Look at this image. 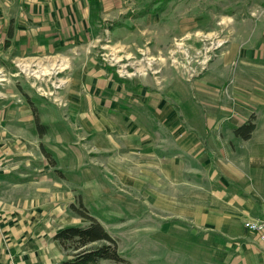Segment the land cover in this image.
<instances>
[{
  "label": "rangeland",
  "instance_id": "1",
  "mask_svg": "<svg viewBox=\"0 0 264 264\" xmlns=\"http://www.w3.org/2000/svg\"><path fill=\"white\" fill-rule=\"evenodd\" d=\"M88 3L84 22L73 21L68 36L45 31L46 46L59 51L0 56L13 73L0 71V101H8L10 88L18 94L10 100L17 112L0 117V140L27 158L20 178H0V192H7L0 193L7 202L0 200V264H63L70 255L53 235L89 222L72 208L80 203L118 240L124 261L101 264H207L188 238L168 234L167 223L193 222L180 216L188 217L184 211L165 210L175 197L161 193L194 189L206 123L234 128L252 110L260 124L264 85L254 81H264V0ZM29 99L49 125L43 137ZM41 142L63 174L58 178L46 158L45 191L28 196L22 184L41 193ZM165 155L177 168L188 166L185 174H155ZM254 220L264 218L245 227ZM252 232L264 244L262 233Z\"/></svg>",
  "mask_w": 264,
  "mask_h": 264
},
{
  "label": "crops",
  "instance_id": "2",
  "mask_svg": "<svg viewBox=\"0 0 264 264\" xmlns=\"http://www.w3.org/2000/svg\"><path fill=\"white\" fill-rule=\"evenodd\" d=\"M89 5L88 0H0V56L11 52V55L15 53L21 57L37 58L45 55V49L59 51V47L55 48L54 45L46 46L45 31L55 30L56 32L57 29L62 32L63 30L68 36L67 30L73 26V21L84 22L86 12L88 13V9L92 8V5ZM249 50L254 56H262L257 53L261 50ZM246 55V53L243 54V56ZM10 60L13 62V58ZM259 68L264 67L259 65ZM0 71L13 74L2 64L1 57ZM254 83L264 85L263 80H255ZM262 89H264L263 86ZM7 95H5L7 102L0 101V117L13 116V112H17L14 103H10V100L11 97L16 99L18 94L10 88ZM262 99L264 101V97ZM253 113L251 110L245 115L248 117ZM260 121L249 139L238 137L234 132L235 127L246 121L236 123L234 128H226L223 125L209 126L206 123L203 131L208 134L202 143L199 142L196 146L197 166L195 178H193L195 179L194 189L161 193L166 197H175L168 199L170 204L164 207L165 210L174 213L184 211L188 217L180 216L193 222L167 223L170 228L168 234L181 240L188 238L192 244H195L192 253L198 260H203L207 264H264V244L259 240L258 234L247 229L244 224L248 219L264 218V114ZM5 126L0 120V128ZM35 128L37 130L36 123ZM217 132H225V134L220 136ZM12 143L15 144V141ZM20 154L23 152L16 149L14 145L9 146L0 140L1 184H7L3 180H6L8 174L17 177L18 174H23L27 164H24V160L27 158ZM40 155L41 183L37 181L35 186L36 189H41V193L34 194L30 186L22 184L21 190L25 189L24 187L30 188V192L26 190L25 195H38L45 191L44 164L47 157ZM163 160L157 163L155 174L168 177V175L175 176L173 170L175 173L181 170L183 175L184 170H188V166L184 169L177 168L173 164L172 156L165 155ZM163 163L164 168L161 166ZM56 169L58 168L54 167V170ZM59 177L61 178L58 172ZM58 186L60 187V182L56 184L57 195L60 193ZM0 193L6 196L7 192ZM0 200L7 203L5 197ZM6 207L8 205H4L2 210L5 211ZM33 210L38 214L37 209ZM172 226L181 229H172ZM39 233H43V230ZM35 237L38 238V235L36 234ZM38 243L41 244V240Z\"/></svg>",
  "mask_w": 264,
  "mask_h": 264
},
{
  "label": "trees",
  "instance_id": "3",
  "mask_svg": "<svg viewBox=\"0 0 264 264\" xmlns=\"http://www.w3.org/2000/svg\"><path fill=\"white\" fill-rule=\"evenodd\" d=\"M34 111V117L38 134L42 137L48 130L49 125L41 121L37 113V106L32 100H28ZM256 114H252L247 122L235 127V135L243 139H249L256 128ZM44 155L48 158L52 166H56V161L52 156L51 150L45 144H41ZM58 170V169H56ZM57 172L61 173L60 170ZM63 174V173H61ZM72 208L85 217L89 222L85 225H72L64 227L57 231L54 239L59 242L69 257L63 261V264H101L104 260L114 262L124 261L118 246V240L114 237L104 225L94 216H92L83 203L79 206L73 204ZM96 242H102L97 246H89Z\"/></svg>",
  "mask_w": 264,
  "mask_h": 264
},
{
  "label": "built area",
  "instance_id": "4",
  "mask_svg": "<svg viewBox=\"0 0 264 264\" xmlns=\"http://www.w3.org/2000/svg\"><path fill=\"white\" fill-rule=\"evenodd\" d=\"M246 226L248 227V229L252 230V231H256V232H261V240L264 242V220H254V221H249L246 223Z\"/></svg>",
  "mask_w": 264,
  "mask_h": 264
}]
</instances>
